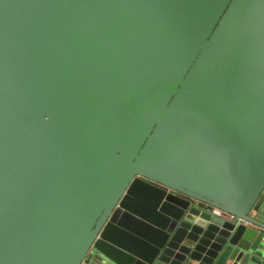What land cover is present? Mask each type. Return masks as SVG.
<instances>
[{
	"label": "water",
	"instance_id": "water-1",
	"mask_svg": "<svg viewBox=\"0 0 264 264\" xmlns=\"http://www.w3.org/2000/svg\"><path fill=\"white\" fill-rule=\"evenodd\" d=\"M0 264H264V0H0Z\"/></svg>",
	"mask_w": 264,
	"mask_h": 264
},
{
	"label": "built area",
	"instance_id": "built-area-1",
	"mask_svg": "<svg viewBox=\"0 0 264 264\" xmlns=\"http://www.w3.org/2000/svg\"><path fill=\"white\" fill-rule=\"evenodd\" d=\"M217 212H218L219 214H221V215H223V216H225V217L231 219V220H234V219H235L234 215H232V214H230V213H228V212H226V211H224V210H221V209H220V210H217ZM239 220H240V221H244V220H242L241 218H239Z\"/></svg>",
	"mask_w": 264,
	"mask_h": 264
}]
</instances>
